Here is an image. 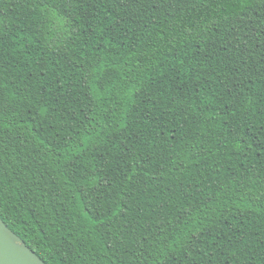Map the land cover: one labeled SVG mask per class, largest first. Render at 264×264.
<instances>
[{"label": "trees", "instance_id": "trees-1", "mask_svg": "<svg viewBox=\"0 0 264 264\" xmlns=\"http://www.w3.org/2000/svg\"><path fill=\"white\" fill-rule=\"evenodd\" d=\"M0 217L45 264H264V0H0Z\"/></svg>", "mask_w": 264, "mask_h": 264}, {"label": "water", "instance_id": "water-1", "mask_svg": "<svg viewBox=\"0 0 264 264\" xmlns=\"http://www.w3.org/2000/svg\"><path fill=\"white\" fill-rule=\"evenodd\" d=\"M0 264H45L0 217Z\"/></svg>", "mask_w": 264, "mask_h": 264}]
</instances>
